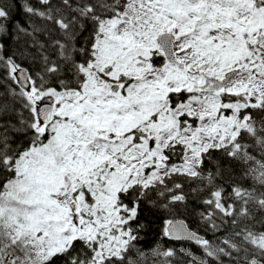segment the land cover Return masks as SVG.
Masks as SVG:
<instances>
[{
	"label": "snow or ice",
	"instance_id": "1",
	"mask_svg": "<svg viewBox=\"0 0 264 264\" xmlns=\"http://www.w3.org/2000/svg\"><path fill=\"white\" fill-rule=\"evenodd\" d=\"M0 264H264V0H0Z\"/></svg>",
	"mask_w": 264,
	"mask_h": 264
}]
</instances>
